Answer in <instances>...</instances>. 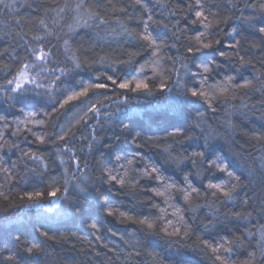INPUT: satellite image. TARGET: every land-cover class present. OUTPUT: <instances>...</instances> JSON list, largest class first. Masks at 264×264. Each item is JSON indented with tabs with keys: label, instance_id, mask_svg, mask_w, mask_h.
Returning <instances> with one entry per match:
<instances>
[{
	"label": "trees",
	"instance_id": "1",
	"mask_svg": "<svg viewBox=\"0 0 264 264\" xmlns=\"http://www.w3.org/2000/svg\"><path fill=\"white\" fill-rule=\"evenodd\" d=\"M67 2L74 6L76 0ZM86 2L92 11H99L109 20L107 26L83 27V21L88 19L83 12L65 9L57 15L56 10L64 6L65 0H16V11L0 5V117L3 118L0 144L18 145L10 150L0 149V264H219L215 256L223 253H213L205 241L215 245L221 236L239 235L237 227L255 232L256 237H250L254 240L264 224V215L254 212L247 229L237 222L217 223L210 231L204 228L213 215L222 219L225 211L258 210L264 201V141L254 138L264 133V104L260 103L264 97L261 93L246 96L247 89L233 87L238 81L243 82L241 77L253 79L256 87L259 84L254 77L264 80V34L257 31L264 26L259 19L264 14L258 8L247 7L264 0H231L235 7L229 0H212L219 6L213 9L218 14L209 17L211 27L207 29L199 23L191 24L194 17L186 5H194V0H145L147 13L153 17L149 22L153 35L165 42L158 71H164L163 82L172 89L171 95L178 93L177 73L191 87L200 79L196 74L202 69L197 65L215 61L219 67L213 66L211 73L204 74L208 77L205 88L221 85L229 89L227 102L219 94L213 99L215 111L202 101L192 105L165 100L168 94L160 92L148 97L141 94L138 98L125 93L128 97L125 101L122 90L111 87L95 94L90 92L61 108L67 96L80 91L81 85L87 87L97 82V77L103 82L106 71L112 74L98 61L127 59L125 52L135 51L123 43L121 25L138 31L137 25L147 19L145 10L138 8L134 0ZM96 4L101 7L96 8ZM125 8L126 12L121 11ZM252 16L256 19L250 27L244 18ZM41 19L48 29L39 24ZM88 23L92 25L91 20ZM165 24L167 29L162 27ZM69 26L76 31L72 32ZM233 27L236 33L231 32ZM200 32L205 33L201 37L205 42L220 43L193 55L187 49L197 45L196 35ZM36 36L43 39L37 41ZM65 40L69 41L67 52ZM41 47L45 51L51 49L47 68H63L67 75L55 81L54 88L25 85L27 93L21 99L9 90L7 80L21 70L23 63L32 62L28 55L31 49ZM220 52L227 55L222 57ZM73 54L80 59L82 69H74ZM238 55L251 61L254 67L241 68ZM133 59L143 63L147 53L141 52ZM30 71L37 83L45 85L59 75L58 71L41 72L37 77L39 68ZM230 75L235 79L232 85H227L226 77ZM139 78L147 79L150 87L154 82L158 87L160 81V76L154 75L148 65ZM91 108L100 111L94 115L89 111ZM199 113L204 114L203 118L198 119ZM196 123L199 127L193 128ZM32 133L43 136L44 144ZM53 133L57 134L55 138ZM61 133L69 140L67 147L58 152L64 144L59 140ZM88 144H92L91 151ZM104 144L111 145V150L104 148ZM67 148L75 153L74 157ZM201 151L204 158L193 156ZM25 153L37 159H29ZM116 155L122 159L116 161ZM77 160L81 161L79 169L75 166ZM128 160L132 163L128 164ZM209 160L222 161L241 178L244 187L235 207L232 204L222 207L217 197L211 195L212 190L207 189L210 180L213 183L229 180L226 173L210 166ZM147 165L157 167L178 187L184 186L187 175L201 195L193 194L187 201L176 189L164 196L155 195L150 189H162L158 181L142 176ZM104 168L119 172L118 179L122 177L125 185L109 181ZM65 179L69 180L66 193ZM55 188H61L56 194L59 199L47 195ZM35 192L45 194L38 203L28 198V194ZM217 196L222 198V193ZM245 197L249 200L247 209L242 204ZM108 208L113 209L114 215L107 214ZM126 216L133 219H125ZM145 217L155 220L158 229L167 228L169 232L179 229V235L169 237L163 231L153 235L133 222ZM45 232L47 237L43 235ZM32 245H37L39 251L28 253L26 249ZM232 255L235 264H243L247 258L244 249Z\"/></svg>",
	"mask_w": 264,
	"mask_h": 264
},
{
	"label": "snow or ice",
	"instance_id": "2",
	"mask_svg": "<svg viewBox=\"0 0 264 264\" xmlns=\"http://www.w3.org/2000/svg\"><path fill=\"white\" fill-rule=\"evenodd\" d=\"M15 3L16 0H11V3H6V0H0V5H2L5 9H12L13 11H16L15 9ZM134 4L138 6L140 9L145 10V15L147 17L146 20L140 21V23L137 25L138 31L136 29H129L127 27H124L121 25V35L124 37L123 43L127 44L129 48L135 49L134 52H125L127 55V59H120L119 61H112L111 63H105L103 59L98 61L97 63L100 65H103L106 69L111 70L112 74H108L106 71L104 74V81L100 82V77H97V82L89 84L87 87H84L81 85V90L73 92L71 95L67 96V98L64 100V103L60 105L61 108L64 107V105L68 104L71 101H77L81 97H87L89 93H98L101 90H107L110 87L113 90L120 89L121 95H124L125 101L128 99L127 95L125 93H133L138 98L141 94L148 96H155L157 92H160L161 94L167 93L168 95H165V100H178L182 101L186 104H196L198 101H202L205 104L208 105L209 108H212V101L215 98L217 94L223 95L225 102L229 99V97L226 95L229 91L228 87L216 85V86H210L208 88H205V84L207 82L208 77L204 74L211 73L213 71V66L219 67L218 64H216L215 61L212 62H205L200 65H197L199 69H202L201 72H198L196 75L200 76V79L197 83L193 84L191 87L187 85L186 82L182 81L179 74H176V81L175 85L178 88V93L175 96H172V89L168 87L166 83L163 82V75L164 71H158L160 69V59H161V52H162V45L165 43L163 40L159 39L157 36L153 35L152 25L149 23L152 21L153 17L151 14L147 13V4L145 3V0H134ZM229 4L231 5V0H229ZM189 8V11L193 14V19L191 20V24L195 25L199 23L200 25H203L205 29L211 27V22L209 20V17H215L218 13L216 11H213V9L218 8L219 6L216 3H213L212 0H194L193 4L186 5ZM232 7H235V5H231ZM96 8H100L101 4H96ZM247 7H251L253 10H256L258 8L259 12L261 14H264V2L257 4H250L247 5ZM65 9H69L70 11H73L77 14L83 12L88 19L83 21V27H91L95 26L99 28L100 26H107L109 24V20L105 18L104 15H102L99 11H92L89 4L86 2V0H76L74 6L70 5L67 0H65V4L63 7L59 8L57 11V15L60 13H63ZM121 11H127V9H121ZM246 22L249 24L250 27L254 26V20L256 19L255 16L252 17H245L244 18ZM261 23H264V15H262L260 18ZM92 21V25L88 23V21ZM56 21H53L55 23ZM17 24H19V21H17ZM39 24L44 28L48 29V24L45 22V20L41 19L39 21ZM70 30L72 32H75L76 29L72 26H69ZM165 29L168 28V25H162ZM112 31H115L114 29ZM257 31L261 34H264V26H261L257 29ZM232 33H236L237 29L233 27L231 29ZM50 34V33H48ZM205 33L200 32L198 35H196V41L197 45H192L188 47L187 51L189 53H192L195 55L196 53L201 52L205 49H212L216 44H219V40H215L213 43L212 40H208L205 42L201 39ZM35 40L40 41L43 39L41 36L34 37ZM69 41L65 40V51H69V48L67 47ZM236 44H239V41L236 42ZM229 47H234V45H229ZM141 52L147 53V59L140 63L137 60H134L133 57L136 55H139ZM28 55L33 58L32 62L23 63L21 66V70L17 72L15 76L12 77V79L7 80V86L10 87V91L12 93L19 94V98H24L25 94L27 93V89L25 88V85L31 84L35 85V88L37 89H47V88H54L55 81H59L61 76H66L67 73L64 71L63 68L60 69H48V57L51 55V49L48 51H45L43 47L40 49H31L28 52ZM220 56L225 57L227 54L224 52L219 53ZM168 59H171L169 57ZM237 59L240 61L241 68H247V67H254L251 64V61H246L244 56H237ZM71 60L74 65V69H82L81 61L78 57H76L74 54L71 57ZM173 64L175 61H172ZM146 65L151 67V70L154 75L160 76V81L158 83V87L156 83H153V86H149V81L147 79L139 78L140 74L145 73V67ZM184 67H187L186 65H183ZM39 68L40 71H37L35 75L38 77L41 72H59V75H56L54 78V81L49 84L45 85L42 83H37V80L32 76V71ZM166 71V70H165ZM240 69H237V72H239ZM173 72H175V69H173ZM264 75V74H262ZM195 79V77H193ZM235 79V76H228L226 77V84L232 85V81ZM241 82H237L233 87L235 88H242L247 89L248 91L245 92V95L248 96L251 93H261V96L264 97V80H262L260 77H254L255 83L259 84V87H256L253 79H244L241 77ZM63 83V82H62ZM156 89L155 91L153 89ZM39 95V93H37ZM261 104H264V98L260 100ZM246 107V105H244ZM254 107V106H253ZM213 111H215L214 108H212ZM94 115L96 113H99V108H91L89 109ZM32 115H35L33 113ZM112 114H109V118H111ZM204 114L199 113L198 119L203 118ZM0 119H3L0 117ZM23 123V122H21ZM43 124V121L40 122ZM199 127V124L196 123L193 125V128ZM19 131V129H18ZM29 131H31L29 129ZM177 132L180 133V135H184L183 132H181L179 129ZM93 136H95V129L92 130ZM176 133H172V135H175ZM32 135L36 136V139L39 141V143L44 144L45 140L43 136L37 135L36 133H32ZM56 133L52 134V137H56ZM75 134H72V137L74 138ZM258 141H264V133H260L254 137ZM187 139L192 140L194 137L187 136ZM59 140L63 141L64 144L59 148L57 151L60 152L64 148L67 147V143L69 140V137L66 134H59ZM133 143H135V140H133ZM205 143L207 144V139H205ZM18 145H8V144H0V149L8 148L9 150L11 148H16ZM104 148H108L111 150V145L104 144ZM88 148L91 151L92 150V144H88ZM67 151L71 154V156H75V153L71 152L70 148H67ZM25 155L29 156V159H37L36 156L30 155L28 153H25ZM101 155H103V152H101ZM205 153L203 151L199 153H193V156L204 158ZM71 158V157H70ZM122 159L121 156L116 155L115 160L120 161ZM61 163H64L63 160H61ZM84 166H87V162L84 161ZM128 164H131L132 161L128 160ZM193 164L196 163L195 160L192 161ZM210 166H214L217 171L226 173L229 177L228 181H225L223 183H213L211 180L207 184V189L212 190L211 195L214 197H217V199L220 201V205L222 207H227V205L232 204L234 207L236 205V201L240 197V189L244 187L240 183L241 178L239 176H235L232 171L229 170L228 165L224 164L222 161L220 163H217L216 160H209L208 161ZM75 166L77 169L81 167V161L77 160L75 162ZM47 167V165H45ZM120 168H124V164L119 165ZM5 172H7V169H4ZM67 169H65V173H67ZM103 173L106 175L107 179L109 181H115L116 183L120 184L122 187L125 185V180L121 177L118 179V176H120L119 172H116L114 168H104ZM115 173V174H114ZM73 177L76 176V173L72 174ZM125 175L127 173L125 172ZM142 176L146 177L148 179L156 180L159 182L160 189L158 188H152L150 189L152 192L155 193L157 196H164L165 193L169 192L171 189H176L179 191L183 198L187 201L189 200L193 194H195L197 197L201 195L200 190L196 187H194L191 182L188 179V176L185 175L184 177V186L178 187L177 184L170 180V178L165 177L163 174L160 173L159 169L153 165H147L144 167L142 171ZM69 183L68 179H65L64 181V189L63 191L67 192V184ZM61 188H55L53 191H50L47 193L48 196L56 197L59 199V197L56 196L57 192H60ZM218 193H222V198L217 196ZM45 194L42 192H35L28 194V198L30 200L35 199L36 202H39V199L43 197ZM167 202V201H166ZM242 204L244 205V208L247 209L249 207V200L247 197L242 201ZM35 206V205H33ZM208 207H213V205H208ZM216 212H219V208L215 209ZM257 212L258 214L264 215V201H261L259 209H252L251 211L247 210H235V211H225L222 214V219L220 217L213 215L211 219H209L208 223L204 225L205 230H211L212 228H215L217 223L225 224L229 222H237V223H243L244 228L247 229V225L252 222L253 219V213ZM107 214L109 216L114 215L113 209L108 208ZM121 216H124L123 213H120ZM125 219L132 220L133 218L131 216H126ZM160 219H163V217H160ZM133 222L140 224L143 226L146 230H148L153 235H159L160 231H163V233L166 236H177L179 235V229H176L174 231L169 232L167 228H159L157 227V223L155 220H150L149 218L145 217L143 219H137ZM93 228H96L97 225L95 223L92 224ZM237 232H240L239 235L230 234V235H224L221 236L219 241L215 243V245L209 244L207 241H205V246L210 247L213 253H220L222 252L223 255H216L215 260L219 262V264H235V261L233 259V255L235 252H237L240 249H244L246 252V259L243 261V264H264V224L260 225L259 228V236L256 239H250V237H256V233L252 232L250 230L241 231L239 227L236 229ZM45 237L48 236V233H43ZM185 235H187V232H185ZM51 238V237H49ZM17 240L20 239L19 236L16 237ZM247 244V247L245 245ZM39 251V248L37 245H32L31 247H28L26 251L28 253H32L33 250ZM13 257H10L12 259Z\"/></svg>",
	"mask_w": 264,
	"mask_h": 264
}]
</instances>
